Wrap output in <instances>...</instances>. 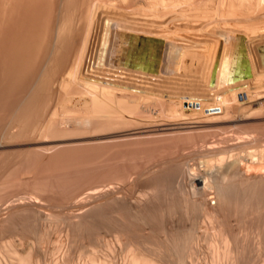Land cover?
Masks as SVG:
<instances>
[{"label": "bare ground", "instance_id": "bare-ground-1", "mask_svg": "<svg viewBox=\"0 0 264 264\" xmlns=\"http://www.w3.org/2000/svg\"><path fill=\"white\" fill-rule=\"evenodd\" d=\"M61 101L94 128L125 107L168 131L261 118L264 0H0V148L67 126ZM242 127L183 135L141 196L97 185L54 212L45 183L6 200L0 264H264V129Z\"/></svg>", "mask_w": 264, "mask_h": 264}, {"label": "rangeland", "instance_id": "rangeland-1", "mask_svg": "<svg viewBox=\"0 0 264 264\" xmlns=\"http://www.w3.org/2000/svg\"><path fill=\"white\" fill-rule=\"evenodd\" d=\"M71 91L73 92L71 97L80 102L89 98L84 93L80 98L74 93L76 89ZM65 103L61 101L57 105L55 114L56 120L63 119L67 126H60L58 130L48 129L42 136L30 135L20 145L15 143V146L11 144L0 148V155L5 153L2 155L3 158L0 157L2 158L0 159V183L2 184L0 206L4 207L6 200L8 203V201L28 197V193L42 187L45 183L59 186L58 189L49 193L52 199L45 202L52 207L48 209L54 212L69 208L70 204L76 201V197H80L89 188L97 185L113 183L124 187L125 195L141 196L147 189L146 177L141 175L142 171L146 167L153 168L156 161L177 151L175 147L178 148L181 145L180 138L183 135L198 134L199 136L195 135L198 140L202 139L206 132L209 134L216 131L218 126L217 133L224 131L228 125L230 128L233 125L231 130L235 127L241 129L242 126L252 131L264 129L263 113L257 115H263L261 118L255 116L248 121L236 123L238 126L232 122H201L192 129L168 131L164 125L175 121V118L160 117L159 111L155 108L151 110L146 106H142L141 110L148 113L138 112V115L133 113L132 107H125L127 121L112 123L104 128H94L91 125H75L72 118L83 115L84 107ZM144 114L146 116L149 114L151 120L145 119ZM239 124L242 126L239 127ZM220 126L225 127L220 128ZM181 146L179 150L183 151ZM6 154L11 156L8 157ZM19 154H23V157L18 156ZM13 155L18 156L16 158L18 161L20 157L26 160L22 161L20 158L19 165L15 157H12Z\"/></svg>", "mask_w": 264, "mask_h": 264}]
</instances>
